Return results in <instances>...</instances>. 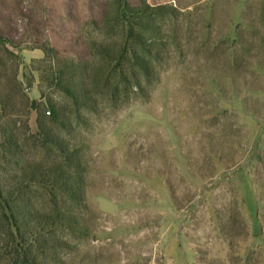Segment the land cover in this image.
<instances>
[{
  "label": "rangeland",
  "instance_id": "rangeland-1",
  "mask_svg": "<svg viewBox=\"0 0 264 264\" xmlns=\"http://www.w3.org/2000/svg\"><path fill=\"white\" fill-rule=\"evenodd\" d=\"M0 190V264H264V0H0Z\"/></svg>",
  "mask_w": 264,
  "mask_h": 264
},
{
  "label": "trees",
  "instance_id": "trees-1",
  "mask_svg": "<svg viewBox=\"0 0 264 264\" xmlns=\"http://www.w3.org/2000/svg\"><path fill=\"white\" fill-rule=\"evenodd\" d=\"M143 10H144V8L141 9V11H143ZM71 95H72V97H73L74 99H76V95H74L72 92H71ZM36 171H38V170H32V174H35ZM38 176L42 177V179H45L46 174L42 173V174H40V175H38ZM38 176H37V178H38ZM53 176H54V177L57 176V179H59V180H61V181H62V180H63V181H64V180L67 181V180H68L67 176H65V179H64L63 176L61 175V173H57V172H54V171H53ZM32 179H33V178H32ZM31 181H34V180H31ZM5 199H6V198H4V195H3V193H2L1 190H0V201L3 202V201H5Z\"/></svg>",
  "mask_w": 264,
  "mask_h": 264
}]
</instances>
